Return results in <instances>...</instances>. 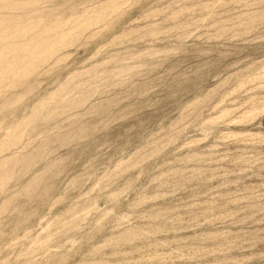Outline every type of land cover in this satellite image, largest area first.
I'll return each mask as SVG.
<instances>
[{"label": "rangeland", "instance_id": "374dc122", "mask_svg": "<svg viewBox=\"0 0 264 264\" xmlns=\"http://www.w3.org/2000/svg\"><path fill=\"white\" fill-rule=\"evenodd\" d=\"M0 264H264V0H0Z\"/></svg>", "mask_w": 264, "mask_h": 264}]
</instances>
